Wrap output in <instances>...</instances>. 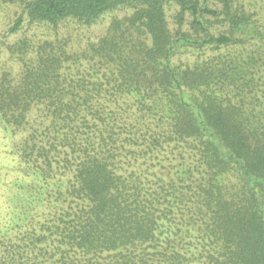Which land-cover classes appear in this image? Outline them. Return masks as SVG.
<instances>
[{
	"label": "trees",
	"instance_id": "obj_1",
	"mask_svg": "<svg viewBox=\"0 0 264 264\" xmlns=\"http://www.w3.org/2000/svg\"><path fill=\"white\" fill-rule=\"evenodd\" d=\"M254 7L0 0V126L21 174L0 264H264Z\"/></svg>",
	"mask_w": 264,
	"mask_h": 264
},
{
	"label": "rangeland",
	"instance_id": "obj_2",
	"mask_svg": "<svg viewBox=\"0 0 264 264\" xmlns=\"http://www.w3.org/2000/svg\"><path fill=\"white\" fill-rule=\"evenodd\" d=\"M254 2V8L257 11L258 16L262 21H264V0H254ZM173 11L174 10L169 11L170 15L173 14ZM170 15L168 19H170ZM107 21V16H105V18L98 24L92 25L89 31H87L88 34H86V36H88L91 40L95 39L102 33ZM4 22L5 18L0 13V35L4 33L6 35L8 34L5 31L6 26L4 25ZM1 60L3 67L10 65V60H7L5 53H3ZM19 136L20 135L11 136L8 131L0 126V212H3L2 210H6L9 206L8 196L13 193V190H15L12 186L13 182L16 179L21 178V174L16 168V157L10 153L14 141H16Z\"/></svg>",
	"mask_w": 264,
	"mask_h": 264
}]
</instances>
